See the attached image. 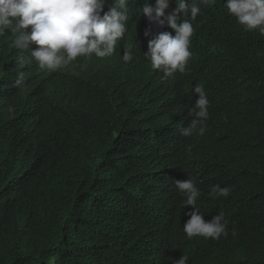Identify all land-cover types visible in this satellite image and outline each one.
<instances>
[{"label":"trees","instance_id":"16d2710c","mask_svg":"<svg viewBox=\"0 0 264 264\" xmlns=\"http://www.w3.org/2000/svg\"><path fill=\"white\" fill-rule=\"evenodd\" d=\"M192 2L195 20L179 17L193 25L192 55L167 80L144 54L155 35L175 33L141 13L144 0H129L111 57L55 72L31 57L37 45L21 51L10 29L0 36V264H172L182 254L187 264H264V35L229 15L227 0ZM195 85L209 99L207 130L184 137ZM188 178L205 222L223 214L226 237L183 231L194 208L174 181Z\"/></svg>","mask_w":264,"mask_h":264},{"label":"clouds","instance_id":"9594fccd","mask_svg":"<svg viewBox=\"0 0 264 264\" xmlns=\"http://www.w3.org/2000/svg\"><path fill=\"white\" fill-rule=\"evenodd\" d=\"M171 0H156L151 6L144 0L141 13L150 22L163 27L165 23L175 35L163 31L148 41V52L145 57L151 68L161 72L162 79L174 78L179 71L183 73L191 58L190 42L194 28L189 20L180 21V14H190L195 20L200 13L198 4L191 0H175L176 8L165 14ZM216 0H200L208 6ZM229 15L246 30H259L264 35V0H227L224 3ZM129 16V0H113L108 11H104V0H0V36L10 29L12 47L28 51L32 44L38 47L30 51L31 57L41 70L55 72L75 62L78 57L91 59L111 57L117 42L125 37ZM30 29V30H29ZM150 31L145 32V36ZM123 62L133 60L131 48H125L121 56ZM21 63L31 61L20 58ZM25 73L20 72L15 79V86L24 84ZM193 92L198 94L195 105L188 109L192 117L187 127L181 129V135L191 137L206 132L205 121L208 118L209 99L203 85H195ZM176 189L186 198L185 206H192L194 211L188 213L190 219L184 224L183 231L189 239L202 236L205 239L218 240L227 236V224L223 214H217L210 222H205L203 214L196 207L199 190L191 179L174 181ZM214 195L227 197L230 188L214 185ZM188 257L183 255L172 264H187Z\"/></svg>","mask_w":264,"mask_h":264}]
</instances>
